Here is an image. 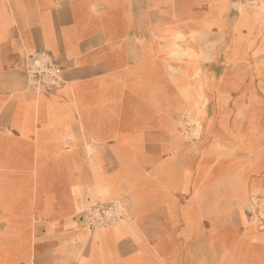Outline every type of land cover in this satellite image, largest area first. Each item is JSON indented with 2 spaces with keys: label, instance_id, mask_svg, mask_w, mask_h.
<instances>
[{
  "label": "crops",
  "instance_id": "obj_1",
  "mask_svg": "<svg viewBox=\"0 0 264 264\" xmlns=\"http://www.w3.org/2000/svg\"><path fill=\"white\" fill-rule=\"evenodd\" d=\"M118 11L115 39L104 24ZM182 18L195 30L173 26ZM41 55L59 87L31 81ZM195 57L178 102L163 97L153 77L170 83ZM184 118L198 133L189 144ZM198 148L211 156L205 188L183 172ZM96 174L132 216L99 239L84 225L89 206L73 204ZM182 183L190 192L177 197ZM254 200L264 204V0H0V264H264Z\"/></svg>",
  "mask_w": 264,
  "mask_h": 264
},
{
  "label": "rangeland",
  "instance_id": "obj_2",
  "mask_svg": "<svg viewBox=\"0 0 264 264\" xmlns=\"http://www.w3.org/2000/svg\"><path fill=\"white\" fill-rule=\"evenodd\" d=\"M247 4H253L255 3V0H241ZM123 15V14H122ZM124 17V15H123ZM121 19V12H115L113 18L110 20L108 19L106 21V23L104 24L105 27V31L106 34L110 35V37L118 39L120 37H122L123 35L121 34V28H120V20ZM182 23H177L176 25H173L174 27L178 28V29H184V30H195V27H189V28H184L187 24H185V20L182 18L181 19ZM170 24V23H168ZM125 31V28H124ZM125 33V32H124ZM141 42V41H140ZM176 56L179 57L180 53L179 52H175ZM179 67L181 69H179L177 67V72L174 74V77H170V83L167 80V76L165 75V73L163 71H160L156 76L153 77V83H157L158 85V91L160 92V94L165 97L168 94L171 95V97H175V100L178 102L179 100V93L180 90L184 87V82H185V78L184 76L187 75L189 77L190 80H194V67L198 68L199 67V57H195V59H193L191 61V63L187 62L185 58H182V61L179 62ZM193 67V68H192ZM187 68V72L185 71V69ZM192 68V69H191ZM179 70H182V72H179ZM196 71V70H195ZM183 137L185 142H187L188 144L190 142H192L193 140H195V136L198 134L196 132L195 129V125L197 126V128L199 130H201V132H205V130L210 131V122H202L197 116H193L191 117V123L190 121L187 122V120L184 118L183 119ZM87 147L89 148V145H87ZM203 149L198 148L195 151V154L192 155V162H190L189 166L187 167L188 170H184L183 172L186 173V177L189 178V181H191L193 184H197V185H202V188H205L208 184V181H206L207 177H208V170H204V168L201 166V163L203 164L204 162H208L209 164H211V156L209 157L208 155H206L204 152H202ZM89 152L91 153V156L89 157L88 163L94 167H97L96 162H98L97 159V151H91V149H89ZM180 157H179V161L182 165H184L185 163V157H186V161H187V157L189 155L184 154L183 151L182 153H180ZM209 157V160H206V158ZM167 160V157L163 158V161L165 162ZM176 160V157H175ZM177 162V161H176ZM179 163V162H178ZM179 163V164H180ZM181 171H182V167L181 165L179 166ZM97 171V170H96ZM136 184L139 188L143 189L146 193L150 194H154L155 190H156V183L149 181V180H142L140 178L136 179ZM190 192V189L188 187L187 184L182 183L179 187L175 186L174 187V193L176 194V196H180V197H184L185 195H187ZM110 192H108V187L106 184H103L100 176L98 174L95 175V182L94 184L88 189V196L89 199L84 201L83 203L79 202V195L80 193L78 192V190H75L73 192V204L75 206L76 210H81L82 208H86L84 210V215L87 219H85L84 221V225L85 228L87 229V231H95L97 229H99L98 232H96L95 234H93V237L96 239H99L100 236H98V233L101 232L100 228H106V229H110L114 234H118L120 232V230L122 228H127L130 226L131 222H132V216L130 211H127V208L125 206H121V203L119 201V197L117 195H111L109 194ZM187 199V198H186ZM181 204H184V201L181 200ZM95 204V205H93ZM252 205L250 206V210L252 211L251 214L254 213V211L259 210L260 212H263L261 203L257 204L256 200H254L252 202ZM92 205V206H90ZM119 205V206H117ZM102 206L108 207L110 208V210L108 211V213L106 214L105 217L100 216L98 214V209H100ZM260 209H259V208ZM254 209V210H253ZM240 212L242 213V209H240ZM219 214H217L218 216ZM204 228L205 231L209 233L210 228L209 226L205 223L204 224ZM185 233H189V232H193L192 228L189 227L188 225L185 226L184 229ZM195 236V235H194ZM199 235H196L194 237L193 242L188 246L189 249H192L191 247H195V246H199L200 248V242H198ZM200 241V240H199ZM198 242V243H197ZM197 244V245H196ZM179 242H176V244L174 245L175 249H177L175 252L177 253H181V250H179ZM193 251L188 252V254H190V261H194L195 259L200 257V250H194ZM82 254H85V251L82 252ZM203 254V253H202Z\"/></svg>",
  "mask_w": 264,
  "mask_h": 264
},
{
  "label": "built area",
  "instance_id": "obj_3",
  "mask_svg": "<svg viewBox=\"0 0 264 264\" xmlns=\"http://www.w3.org/2000/svg\"><path fill=\"white\" fill-rule=\"evenodd\" d=\"M33 63H38V66L34 70L30 69L29 71L31 81L39 82L47 90L59 87L61 70L56 65L54 60L50 59L46 55H41V58H34ZM256 203H261V210L264 211V204L262 202ZM109 210L110 208L102 206L97 212L100 216L105 217Z\"/></svg>",
  "mask_w": 264,
  "mask_h": 264
}]
</instances>
